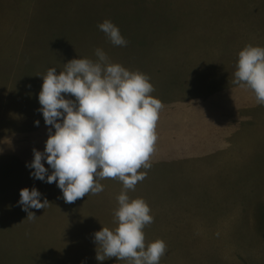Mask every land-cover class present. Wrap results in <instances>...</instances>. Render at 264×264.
Listing matches in <instances>:
<instances>
[{
	"label": "rangeland",
	"instance_id": "obj_1",
	"mask_svg": "<svg viewBox=\"0 0 264 264\" xmlns=\"http://www.w3.org/2000/svg\"><path fill=\"white\" fill-rule=\"evenodd\" d=\"M3 18L0 111L14 118L17 102L29 119L12 124L17 135L0 128V264H130L96 259L94 233L117 226L119 179H101V193L69 204L55 182L26 167L49 135L39 111L43 76L75 58L95 60L97 48L146 74L164 105L152 166L128 190L154 218L143 229L146 246L167 245L159 264H175L174 252L186 261L176 264H264V105L233 83L239 52L264 47V0H0ZM105 19L126 46L99 29ZM13 136H32L36 146L22 150ZM25 187L49 201L29 209L35 220L18 204Z\"/></svg>",
	"mask_w": 264,
	"mask_h": 264
},
{
	"label": "clouds",
	"instance_id": "obj_2",
	"mask_svg": "<svg viewBox=\"0 0 264 264\" xmlns=\"http://www.w3.org/2000/svg\"><path fill=\"white\" fill-rule=\"evenodd\" d=\"M98 27L113 45H127L111 20L105 19ZM95 56V60L72 59L64 70L57 72L52 67L43 76L39 111L50 126L49 135L43 151L33 149V159L26 167L34 179L55 182L69 204L89 193H101V179H119L123 189L114 212L117 226H102L94 233L96 259L159 264L167 245L156 239L146 246L143 229L154 218L147 202L130 198L128 190L146 178L147 172L140 169L152 166L155 129L164 105L151 95L155 89L146 74L112 62L101 48ZM233 83L247 86L257 104L264 105V47L247 45L239 52ZM34 123L39 126L40 121ZM41 196L35 187L20 190L18 204L29 220L37 217L29 209L49 205Z\"/></svg>",
	"mask_w": 264,
	"mask_h": 264
},
{
	"label": "crops",
	"instance_id": "obj_3",
	"mask_svg": "<svg viewBox=\"0 0 264 264\" xmlns=\"http://www.w3.org/2000/svg\"><path fill=\"white\" fill-rule=\"evenodd\" d=\"M4 13H6V10H5V12ZM5 20H4V18H3V21H2V19L0 20V33H1V35L3 36V38L5 39V31H4V29H5ZM17 37V36H16ZM1 57V56H0ZM0 63L2 64V65H4L5 64V59H2L1 61H0ZM12 103V102H11ZM5 104H9V103H4V105ZM14 109H15V111H13V112H10L9 114H12V115H14V118H11L10 116H7L6 114H4V110H5V108L4 107H2V109H1V111H0V128H3V130L7 133V134H11V135H17L18 133H19V130L18 129H15V128H13L12 127V124L13 123H16V120L19 118V117H22V118H24V120L23 121H20V123H26L27 121H28V119H29V114L26 112V110H25V108L20 104V103H14ZM12 137V136H11ZM13 137H16V138H18L19 139V141H20V144H21V149L23 150V147L24 148H27V147H30V146H33L32 145V143H34V146H36L35 145V143L37 142L36 140L34 141L33 139H32V136H13ZM22 138H26L25 140H22ZM45 142H46V140H45ZM45 142L44 143H42V144H45ZM45 147V146H44ZM15 150V152H16V149H14ZM17 151H18V149H17ZM15 155H16V153H15ZM163 218H167V220H169V219H171V218H169V217H161V219H163ZM171 220H173V219H171ZM174 222V221H173ZM178 240V239H177ZM182 250V249H181ZM178 252H180V251H178ZM174 254H175V258H174V263L176 264V263H183V262H186V261H183L182 262V260H184L183 258H182V256H180L179 254H177L176 252H174Z\"/></svg>",
	"mask_w": 264,
	"mask_h": 264
}]
</instances>
